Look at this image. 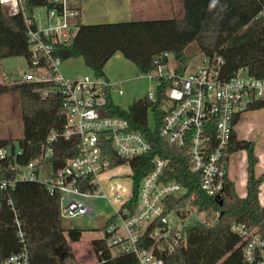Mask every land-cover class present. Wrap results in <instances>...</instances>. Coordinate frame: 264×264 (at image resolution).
Wrapping results in <instances>:
<instances>
[{
	"label": "built area",
	"instance_id": "1",
	"mask_svg": "<svg viewBox=\"0 0 264 264\" xmlns=\"http://www.w3.org/2000/svg\"><path fill=\"white\" fill-rule=\"evenodd\" d=\"M48 1L51 6L32 10L24 0H0V5L9 15H23L30 54L21 79L42 83L38 89L42 97L59 95L66 122L61 131L47 136L38 161L17 163L14 159L20 150L0 147V192L17 180L42 181L51 193L59 192L63 218L91 215L93 199H106L113 211L100 230V239L111 256L126 254L133 256L136 264H164L163 255L184 241L185 226L205 221L206 213L191 204L185 186L167 179L168 160L161 156L153 158L151 169L134 187V171L128 160L148 154L151 144L126 117L107 114L111 91L123 95L121 81L93 73L81 77L64 74L56 50L59 43L75 34L80 8L77 0ZM223 62L220 56H204L202 64L189 72L187 63L182 66L172 52L164 51L153 58L151 69L141 74L155 83V90L146 93L151 101L157 99L163 84L159 136L186 152L199 188L209 196H218L223 187L236 117L252 104L264 102V78L249 74L246 68L225 78ZM71 136L79 137L78 154L52 169L48 179H42L40 174L53 155L54 142ZM114 158L124 162L114 165ZM6 171L13 177L5 176ZM9 204L21 247L1 264H30L25 231L12 200ZM231 230L241 238L243 260L264 264V236L237 222L231 224Z\"/></svg>",
	"mask_w": 264,
	"mask_h": 264
},
{
	"label": "trees",
	"instance_id": "2",
	"mask_svg": "<svg viewBox=\"0 0 264 264\" xmlns=\"http://www.w3.org/2000/svg\"><path fill=\"white\" fill-rule=\"evenodd\" d=\"M24 3L30 10L52 5L48 0H24ZM181 3V17L78 22L75 34L59 43L56 53L62 61L80 57L91 73L103 76L105 64L119 51L136 65L138 75H141L151 69L153 58L164 51L172 52L183 66L190 59L187 47L195 43L204 56L223 59L225 78L233 76L239 68L264 78V0H181ZM26 32L23 15H9L0 5V58L23 56L28 60ZM40 87H43L42 83L21 78L10 84L0 82V94L19 93L22 136L17 139V147L13 139L0 138V147L20 150L21 154L14 159L20 164L38 161L47 136L52 131H61L66 122L59 95L42 97L38 91ZM163 98L162 84L155 101L145 95L122 108L108 97L106 107L107 114L126 117L132 128L143 133L151 144L148 154L128 160L134 171V187L151 169L153 158L161 156L168 160L167 179L185 186L191 204L198 205L206 213L205 221L185 226L184 241L163 255L164 264H248L242 257L241 238L231 230V224L241 223L264 236V206L259 202L264 172H255L258 162L255 142L237 137L234 130L227 147L228 156L241 150L246 152L245 196L237 193L227 174L219 195L209 196L199 188V178L190 170L186 152L159 136ZM263 106L264 102L259 101L247 109ZM149 113L153 128L148 123ZM238 119L236 117L234 124ZM78 151V136L59 138L53 144V155L46 162L52 169H57ZM228 161L227 158L226 170ZM122 162L114 158V165ZM1 163L5 165L6 161L1 160ZM5 176L13 177V173L6 171ZM9 200H12L25 231L30 264H78L70 244L80 241L83 231L64 227L59 192L51 193L46 183L39 180H17L13 187L0 192V264L21 247ZM91 244L100 264H114V261L136 264L130 255L111 256L100 238L93 239ZM99 250L101 255H98Z\"/></svg>",
	"mask_w": 264,
	"mask_h": 264
},
{
	"label": "rangeland",
	"instance_id": "3",
	"mask_svg": "<svg viewBox=\"0 0 264 264\" xmlns=\"http://www.w3.org/2000/svg\"><path fill=\"white\" fill-rule=\"evenodd\" d=\"M101 17H92L91 22H108L106 20H113L111 15L104 11L101 13ZM166 14L168 16L181 17L183 15V6L181 0H171V10L167 9ZM97 15V14H96ZM161 17L158 15L149 14H137L133 15L129 19H139V18H157ZM186 53L190 56L187 62V70L194 71L197 66L202 64L204 59V54L201 53L195 43L190 44ZM21 61V59L14 60ZM68 61L77 63L78 71L73 70L71 72L66 71L64 74L68 77L72 76H82L84 74H91V71L83 64L82 60L79 58L64 60L62 63V68L68 63ZM109 63V68L119 74L120 76L133 77L129 82L121 84L123 89V95H119L115 91H111L110 95L114 103H118L122 108H127L129 101L128 91L132 87L136 98H140L146 95L148 90H155V83L150 81L147 77L138 75L139 71L135 64L124 58L121 52L117 51L111 58L107 61ZM14 76L16 78L19 75V79L22 77L24 70H16ZM17 74V75H16ZM125 75V76H124ZM113 79L112 76H108ZM129 83V84H128ZM10 84V83H9ZM129 85V88L125 85ZM148 123L151 128L154 127L153 119L149 113ZM238 135L249 136L256 141L255 150L259 154L264 153V106L260 108H250L245 110L239 119L236 126ZM22 136V121L20 114V98L17 91H11L7 93L0 94V138H11L13 139L14 146L17 147V139ZM239 153L237 159L238 163H242V158L244 153L239 151L231 157V162ZM43 166L40 177L42 179H48L51 176V165L46 162ZM239 191H243L239 185L237 186ZM264 190V189H263ZM93 204L95 207L94 213L91 215H76L70 218H63V225L65 228H76L83 231V235L80 241L70 244L71 250L73 251L78 264H100L97 260V255L92 247V240L100 238L102 232L100 231L106 224L107 217L112 213V206L108 203L106 199L95 198L93 199ZM204 218V214L200 215ZM111 264V263H107ZM114 264L118 262L114 261Z\"/></svg>",
	"mask_w": 264,
	"mask_h": 264
},
{
	"label": "crops",
	"instance_id": "4",
	"mask_svg": "<svg viewBox=\"0 0 264 264\" xmlns=\"http://www.w3.org/2000/svg\"><path fill=\"white\" fill-rule=\"evenodd\" d=\"M78 5L80 8V16L78 20L81 23H94V22H91V19H93L92 17L103 16L101 13H103L104 11L109 13V15H111V18H113V20H106V21H119V20H127L129 18H132L133 15H137V14L140 15L142 13L166 17L169 15V14H166L167 9H169V11L171 10V0H78ZM16 58L21 59V61L15 62L14 60H16ZM77 58L81 59L80 57H77ZM71 59H76V58H71ZM71 59H68V60H71ZM26 66H27V60L23 56L0 58V82L9 84L19 79V75L17 74L15 78L14 76V73H16L15 71L16 70L23 71L26 69ZM65 70L71 72L70 74H73V70L78 71L77 63L68 61V63L62 68V71L64 73L66 72ZM120 75L121 74L118 75L117 72L109 68L108 62L105 64L104 75H103L105 79L109 81H121L123 83L127 81L129 82L131 79H133V77L124 78L123 76H120ZM108 76H112L113 79ZM125 85L129 88V85L127 84ZM127 96L129 98H127L126 100L129 101V103H131L134 99H136L132 87L129 89ZM115 104L119 105L118 103H115ZM239 119L237 123L235 124V128H234L237 137L242 138V139L252 140L255 142V145H256V141L252 139L251 137L238 135L236 126L239 122ZM241 152L244 153V157L242 158V163L241 162L238 163L237 161L238 157L240 156L239 153L236 155V157L233 159L232 162H231V157L235 153H232L230 155L229 161H228L227 174H228V178L234 182L237 193L240 196H245L246 194L245 185H246V177H247V171H246L247 160H246V152L244 150H241ZM255 153L258 157V162L255 166V172L256 174H261L264 172V153L259 154L256 150H255ZM238 185L244 190L239 191L237 189ZM263 189H264V180L262 184L260 185V192H259V202L262 206H264V190Z\"/></svg>",
	"mask_w": 264,
	"mask_h": 264
}]
</instances>
